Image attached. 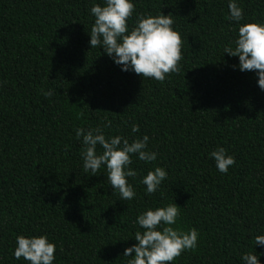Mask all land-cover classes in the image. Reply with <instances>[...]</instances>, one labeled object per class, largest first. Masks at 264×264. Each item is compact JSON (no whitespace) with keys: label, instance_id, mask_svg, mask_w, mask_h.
<instances>
[{"label":"trees","instance_id":"obj_1","mask_svg":"<svg viewBox=\"0 0 264 264\" xmlns=\"http://www.w3.org/2000/svg\"><path fill=\"white\" fill-rule=\"evenodd\" d=\"M132 2L130 30L141 14H164L181 34V70L163 83L91 48V8L105 0H0V264H29L14 257L19 235L47 236L53 264H128L138 216L175 203L172 227L195 228L198 245L172 264H245L247 253L264 264L255 245L264 235V90L224 52L241 25L264 24V0H234L239 22L228 18L230 0ZM97 127L130 143L147 135L157 153L152 162L132 155L131 200L111 187L106 166L83 169L76 129ZM219 147L235 158L226 174L210 155ZM156 167L168 175L148 195L141 181Z\"/></svg>","mask_w":264,"mask_h":264},{"label":"clouds","instance_id":"obj_2","mask_svg":"<svg viewBox=\"0 0 264 264\" xmlns=\"http://www.w3.org/2000/svg\"><path fill=\"white\" fill-rule=\"evenodd\" d=\"M106 6L95 4L91 8L94 25L90 32L91 48L102 46L104 51L114 59L117 65H122L123 71H134L144 79H154L163 83L172 73L179 74V62L182 60V37L173 29L174 21L171 15L159 16L139 15L135 26L130 30L128 21L135 12L132 0H105ZM230 16L233 21L243 19V9L234 0L229 3ZM236 47H225L224 52L239 57L241 71H255L259 77V87L264 90V24L247 23L239 27V36L235 41ZM51 97L53 92L43 93ZM85 115L83 111L77 118ZM111 122L104 125L110 127ZM132 132H138L139 125L131 126ZM76 136L83 138V169L95 175L102 166H106L107 180L111 187L119 193L121 200H131L135 196L132 185L127 177H135L136 171L129 166L132 155L138 154L141 161L156 160L157 153L147 151L149 137L136 139L131 143L127 138L115 136L107 139L102 129L85 131L76 129ZM103 151L98 154L97 146ZM211 157L215 159L218 170L227 173L235 164V158L226 154L223 147L213 151ZM168 173L162 167L149 171L141 181L146 185L147 194H154ZM180 216V206L169 204L166 207L149 209L140 214L136 223L143 232L135 233L137 244L127 248L123 256L131 257L128 264H172L187 250H195L198 245V231L175 229ZM17 247L14 257L23 258L29 264H53L56 246L49 242L47 236L27 238L17 236ZM255 245H264V235L255 237ZM135 253L133 256L132 253ZM245 264H260L258 255L247 253L242 257Z\"/></svg>","mask_w":264,"mask_h":264}]
</instances>
